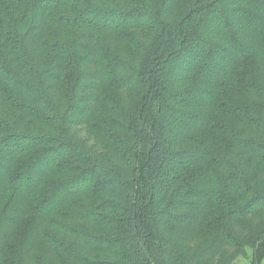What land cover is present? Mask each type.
Returning <instances> with one entry per match:
<instances>
[{"label": "trees", "instance_id": "1", "mask_svg": "<svg viewBox=\"0 0 264 264\" xmlns=\"http://www.w3.org/2000/svg\"><path fill=\"white\" fill-rule=\"evenodd\" d=\"M180 2L0 0V264H218L221 240L186 242L219 198L244 242L264 210V0ZM249 240L260 264L264 229Z\"/></svg>", "mask_w": 264, "mask_h": 264}, {"label": "rangeland", "instance_id": "2", "mask_svg": "<svg viewBox=\"0 0 264 264\" xmlns=\"http://www.w3.org/2000/svg\"><path fill=\"white\" fill-rule=\"evenodd\" d=\"M178 9H186L184 0H181ZM155 33L156 31L154 29H146L144 30L143 34H140V36L129 33L131 34L129 35V37H131L130 39L133 40L130 44V47L135 48L140 42L145 43L146 45H150L152 40H154L155 38ZM139 91V84L134 82L130 89V92L127 95V100H125L124 103L118 102L120 106H118L117 108L132 110L134 107H136L139 99ZM109 93L115 96L114 90ZM115 104H117V101L109 103V109H114V107L116 106ZM84 139L87 142V147L91 148L92 151H94L95 149H98L97 151H102L101 149H99L98 143H96V141H94L87 134L84 135ZM218 154L221 158L223 157L222 150H218ZM225 177L226 173L224 171L222 172V170H217L212 177L214 187L216 189V192H218L219 197V191L223 187ZM217 204L219 205L217 206L219 207V211H217L216 209L214 210L216 212H214L208 225L204 227L203 231L199 233V236L197 238H192L186 242L188 247L187 251L190 253L197 252L207 247L213 241L221 240L223 243V250L217 258L218 264H250L247 260H250L252 256H254L256 248L248 246L244 242L249 241L250 243L249 238L255 237L264 229V210L257 214L255 217L244 222V228L242 229V233H244L245 236L244 242L243 240L241 242H238L236 239L237 237L235 238L234 234L231 233V231L221 228L220 225L223 223L222 216H225L224 213L227 212L226 210H220V208L225 207V202L222 198H219V200L215 203V206ZM221 211L222 213H220ZM258 245L259 243H257L256 246L258 247ZM260 264H264V256L261 258Z\"/></svg>", "mask_w": 264, "mask_h": 264}]
</instances>
